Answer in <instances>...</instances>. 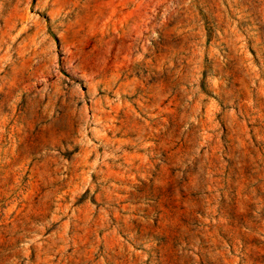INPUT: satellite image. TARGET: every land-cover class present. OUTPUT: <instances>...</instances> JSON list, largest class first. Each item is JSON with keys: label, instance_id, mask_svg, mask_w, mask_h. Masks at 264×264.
Segmentation results:
<instances>
[{"label": "rangeland", "instance_id": "1", "mask_svg": "<svg viewBox=\"0 0 264 264\" xmlns=\"http://www.w3.org/2000/svg\"><path fill=\"white\" fill-rule=\"evenodd\" d=\"M0 264H264V0H0Z\"/></svg>", "mask_w": 264, "mask_h": 264}]
</instances>
